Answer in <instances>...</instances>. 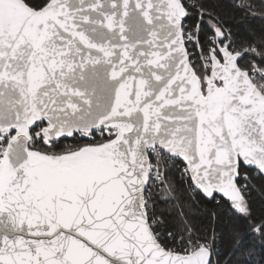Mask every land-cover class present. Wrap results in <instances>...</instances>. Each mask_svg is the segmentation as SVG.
Here are the masks:
<instances>
[{
	"label": "snow or ice",
	"instance_id": "6c2138e0",
	"mask_svg": "<svg viewBox=\"0 0 264 264\" xmlns=\"http://www.w3.org/2000/svg\"><path fill=\"white\" fill-rule=\"evenodd\" d=\"M0 264H264V0H0Z\"/></svg>",
	"mask_w": 264,
	"mask_h": 264
}]
</instances>
